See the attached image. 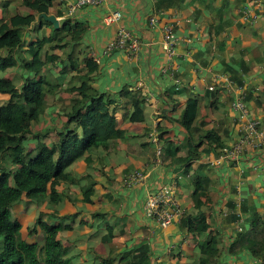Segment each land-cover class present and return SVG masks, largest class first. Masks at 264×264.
<instances>
[{"label":"crops","instance_id":"obj_1","mask_svg":"<svg viewBox=\"0 0 264 264\" xmlns=\"http://www.w3.org/2000/svg\"><path fill=\"white\" fill-rule=\"evenodd\" d=\"M26 1L0 0L1 26L11 21L16 28L17 17L30 13L24 7ZM73 1L52 0L49 15L58 20L59 28L67 17L83 25V40L74 48L78 73L86 72L85 60L99 59L93 87L116 99L113 109L124 135L112 155L99 152L100 159L93 156L91 164L80 158L68 168L75 173L76 183L66 186L67 197L57 207L49 205L48 200L26 203L24 213L29 205H38L37 213L56 211L53 222L67 227L60 233V241L73 264H197L210 238L218 240L220 249L214 264H260L240 247L230 251L235 225L225 221V215L232 200L237 208L243 201L253 203L251 209L254 206L264 214V149L246 151L237 165H217L213 156L185 162L189 136L177 121L188 95H200L193 146L200 145L199 134L212 130L217 131L224 146L235 142L239 132L230 99L222 87L215 88L217 93L209 92V87L227 65L238 70V63L244 62L248 68L245 87L252 92L247 106L264 124V17L251 23L240 20L238 11L249 0H183L176 10L159 14L153 10L157 0H103L98 7L79 9L68 16V4ZM113 10L122 13L121 24L141 40L137 60L128 59L122 52L104 53L116 38L117 26L103 25L102 18ZM154 15L157 23L150 26L149 18ZM166 25L173 27L176 39L171 59L162 48L161 29ZM20 33L32 41L50 34L51 29L40 24L38 29L31 26L20 29ZM70 51L67 47L62 53ZM58 73L54 69L46 76L56 79ZM69 74L55 91L53 103L71 97L62 92ZM125 91L129 95L123 98ZM138 92L146 97L142 121L131 123L130 97ZM50 115L43 119L44 124ZM44 124L39 123L37 130ZM158 125L162 126L160 140ZM159 147L161 160L155 165L152 159ZM204 148L203 144L199 149ZM134 171L145 173L144 182L125 186V178ZM201 177L208 189L196 204L194 185ZM164 185L175 188L184 209L182 229L181 221L162 229L144 215L147 195ZM89 186L92 193L89 201H84L82 189ZM242 218L251 219L252 215ZM199 223L208 226L206 233L186 228ZM244 228L249 231L251 226L244 223ZM23 230L28 227L24 225ZM106 260L109 262H101Z\"/></svg>","mask_w":264,"mask_h":264},{"label":"trees","instance_id":"obj_2","mask_svg":"<svg viewBox=\"0 0 264 264\" xmlns=\"http://www.w3.org/2000/svg\"><path fill=\"white\" fill-rule=\"evenodd\" d=\"M182 1L157 0L153 10L157 14L176 10ZM51 2L27 0L24 7L30 13L17 17L16 28L11 21L2 26L0 24V95L10 97L5 105H0V264H73L60 241V233L67 227L53 222L54 217H57L55 210L41 211L33 227L28 229L27 237L21 233L20 223L10 220L9 211L23 200L29 204L48 200L49 205L57 207L67 197L66 186L76 183L75 173L68 171V168L80 158L87 165L91 164L93 156L97 155L96 159H100L99 152L112 155L117 141L124 135V131L117 126L113 109L116 99L93 87L97 64L87 59L86 72L78 73L79 61L74 55V48L83 40V25L73 23L67 17L61 27L55 30L42 18L37 20L42 14L49 15ZM40 24L49 27L51 33L32 41L23 38L20 29L31 26L38 29ZM46 46L50 51H45ZM67 47L71 51L66 55L62 50ZM54 69L59 70L56 79L46 76ZM11 72L16 74L15 82L11 79ZM68 74L70 78L62 92L71 97L68 100L60 98L53 103L55 91L64 84ZM247 74L248 68L244 62H240L238 70L227 65L224 72L217 76H225L236 88L241 89V96L248 104L252 92L245 87ZM17 81L23 83L18 91L15 89ZM218 85L215 82L214 88L222 87L225 91L222 85ZM128 95V91H125L123 98ZM227 96L231 105L233 93H227ZM145 98L141 92L130 97L129 122L142 121ZM201 100L200 95L189 94L177 121L189 136V152L185 162L200 160L202 156L217 158L224 146L216 130L199 134L201 143L193 146ZM26 106L30 108L29 114L24 112ZM49 114L50 119L44 124L43 119L48 118ZM39 123L44 125L37 130ZM161 129L160 125L156 128L160 133L157 135L158 140L163 137ZM203 144L205 148L199 149ZM207 189L204 179L199 178L194 185L196 204H199L200 197L206 194ZM82 193L84 201H89L92 186L83 188ZM252 205L243 201L237 208V202L233 200L227 204L225 221L235 225V241L230 251L240 247L264 264V214H259L254 206L251 209ZM249 214L252 218L243 220L242 216ZM184 219L180 223L181 229L185 227ZM244 223L250 224L249 231L244 228ZM189 226L186 227L188 230L198 234L208 231L205 223ZM217 244V239L210 238L206 249L200 252L197 264H214L220 255Z\"/></svg>","mask_w":264,"mask_h":264},{"label":"built area","instance_id":"obj_3","mask_svg":"<svg viewBox=\"0 0 264 264\" xmlns=\"http://www.w3.org/2000/svg\"><path fill=\"white\" fill-rule=\"evenodd\" d=\"M64 1V0H60ZM103 0H74L68 4L67 15L72 16L76 10L83 8H94L101 5ZM239 18L244 23H251L258 17H264V0H249L246 5L239 9ZM122 13L118 10L110 11L102 18L105 26H117L116 38L106 48L105 54L110 55L113 52H122L130 60H137L142 48L141 40L130 30L121 24ZM157 23V16L149 18V25L154 26ZM162 48L168 59L175 56L176 39L173 27L166 25L161 29ZM99 63V59H94ZM216 84L222 85L227 93H233V101L230 109L235 115V121L238 125L239 137L229 144L221 147L219 156L215 159L217 165L234 164L241 162L246 151H261L264 149V124L254 117L241 96V89L225 76H216ZM214 85L209 87L213 91ZM162 151L157 149L156 157L153 163L160 164ZM146 178L143 171H134L129 174L124 181L127 187H134L144 182ZM145 217L153 221L159 228L165 229L173 223H179L184 217L182 208L173 186L164 185L154 192H150L143 205ZM236 228H240L236 225Z\"/></svg>","mask_w":264,"mask_h":264},{"label":"rangeland","instance_id":"obj_4","mask_svg":"<svg viewBox=\"0 0 264 264\" xmlns=\"http://www.w3.org/2000/svg\"><path fill=\"white\" fill-rule=\"evenodd\" d=\"M31 41V40H29ZM45 51H50L48 50V47H45ZM15 72H11V79L14 80V76L16 74H14ZM2 76V75H1ZM17 80H19V78H17ZM15 82V80H14ZM17 84V85H16ZM15 84V89L18 91L20 89V87L22 86V81L20 82H16ZM9 95L7 96H1L0 95V105H5L7 103V101L9 100ZM19 103H22L19 101ZM24 112L29 114L30 113V108L29 107H24ZM37 125H35L36 127ZM26 206V202L23 200L17 204H15L13 207H11L10 211H9V218L11 221H17L18 223H20L21 225V233L27 237L28 235V230L22 231V228L24 229V225H26V227H28V229H31L33 227L34 221L35 219L38 217V214L36 211L38 210V205H29L26 208V211L24 213V209ZM30 215V219L27 218V216ZM28 220V221H27Z\"/></svg>","mask_w":264,"mask_h":264},{"label":"water","instance_id":"obj_5","mask_svg":"<svg viewBox=\"0 0 264 264\" xmlns=\"http://www.w3.org/2000/svg\"><path fill=\"white\" fill-rule=\"evenodd\" d=\"M39 18H42L45 22L50 23L53 29H59V22L53 15L42 14Z\"/></svg>","mask_w":264,"mask_h":264}]
</instances>
